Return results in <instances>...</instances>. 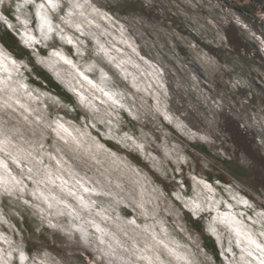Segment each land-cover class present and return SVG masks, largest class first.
Returning a JSON list of instances; mask_svg holds the SVG:
<instances>
[{
  "label": "rangeland",
  "instance_id": "1",
  "mask_svg": "<svg viewBox=\"0 0 264 264\" xmlns=\"http://www.w3.org/2000/svg\"><path fill=\"white\" fill-rule=\"evenodd\" d=\"M89 3H92V0H89ZM245 3V0H212L211 3L204 0L202 6L193 8L182 0H168L153 13L142 0H136L129 7L139 9L149 17L155 15L154 23L149 24L142 17L118 19L111 13L107 17H101L99 21L102 28L111 29L109 42L105 43L103 40L100 42L106 59L111 57L113 48H118L121 52V55L116 57L117 63L113 66V71L119 73L130 94L137 93L136 97L131 98L134 101L139 98L143 105L145 120L163 126L161 151H170L163 143L165 137L170 134L178 137L181 144L195 141L209 147L210 155L190 148L193 166H182L177 169L174 163H168L167 166L172 171L170 183L165 182L169 185L165 191L173 205L182 210V214L184 212L190 214L194 209L201 207L198 199H192L190 195L184 196L186 192L199 195L203 189L208 193L204 205L206 211L202 216L206 226L205 233L214 239L219 259L203 248L201 237L199 243L203 251L212 257L211 264H251L253 260L256 264H261V261L253 259L252 254H248L240 247L246 243L247 238L260 242L264 238V137L259 135L264 132V43H262L264 12L257 0L252 6L247 4V10L240 6ZM1 6L12 10V18L2 12ZM98 7L93 4V8ZM221 9H224L231 18L232 22L227 27L222 21L218 22L216 14ZM99 10L106 11L103 8ZM68 11L64 0H17L13 5L11 0H5L0 4V23L9 29L31 24L35 40L40 44L24 39L19 32L18 35L23 45L30 47L32 52H39V47L45 51L55 52L67 46L70 47L73 54L71 56L74 58L77 49L80 48L75 39L79 32L68 28L60 34L55 32V25ZM241 13L248 14L243 18L251 23V31L241 30L238 25L237 16ZM188 24L194 25L195 30L200 33L197 41L192 40L190 33L193 29L188 28ZM226 30H229L231 41L235 42V45L229 43ZM45 36H54L58 46L45 49L41 43ZM84 43L90 42L84 40ZM238 44L241 46H237ZM56 56L76 73L87 88L98 91L96 80L78 70L76 62L61 52ZM188 61L196 66L199 75L188 68ZM11 62V60L6 62L3 54H0V92L5 87L6 79L12 76V69L9 67ZM47 67L53 78L69 93H73L71 86L55 70L54 65ZM160 90L168 92L172 99L171 110L166 103L163 106L158 103ZM22 91L24 96L15 101V114L27 122L32 119L42 122V118L51 122L50 127L45 125L47 132L40 153L34 155L37 164L45 170L46 184L53 191L49 194L43 185L36 192L31 191L35 188L32 180L20 175L23 166L16 165L14 171L13 165H5V162L0 160V193H4L6 182L14 193L19 187L17 182L22 180L27 186V190L18 193L17 196L0 195L2 205L0 210L12 225L10 230L7 224L0 223V244H4L6 238L17 239L20 235L28 234L20 225L22 215L26 216L29 225L34 227L39 223L37 217L44 214L41 209H48L49 203H53V197L56 199H60V196L65 197L59 207H66L73 213L74 206L84 209L94 206L98 189L89 179L91 176L103 174L108 182L115 181L129 187L137 186V190L142 191L139 185L145 175L140 171L144 167L143 161L142 165H138L125 154L113 152L112 141L98 137L94 128L85 126L83 117L77 121L61 114L59 111L66 109L64 107L66 103L54 93L34 88L26 80L22 85ZM73 94L87 103V98L78 89ZM103 96L105 99L110 98L107 91ZM94 103L103 104L104 100L97 95ZM217 104L220 106L214 107ZM3 105L4 100L0 97V111L3 110ZM189 106L194 107L201 116L207 113V120L204 121L206 124L214 126L215 122L222 121L220 140L210 144L201 139L202 132L197 130L199 127L197 122H189L183 118V112ZM11 110L10 108L9 111ZM68 110L74 111L72 108ZM129 111L126 106L122 110V118L126 117L125 123L135 127L139 133L141 128L129 115ZM127 119L132 122H128ZM148 126L151 127V124ZM223 133L228 135L223 136ZM89 137L96 142L90 141ZM54 142H57L55 147ZM232 145L247 152L256 162V167L250 171L241 170L240 174H231L226 165L216 158L228 160ZM204 158H210L217 163L204 167L202 164ZM5 166L11 176L15 177V182L7 181L3 171ZM212 167L218 168L225 181L207 179L206 174L212 171ZM145 171L151 176L155 169L149 165ZM237 192L240 193V198L236 196ZM19 195L28 203L23 204V201H19L17 198ZM17 203L22 207L18 208ZM33 203L36 205L34 208ZM229 206L249 212L251 220L248 222L252 226L243 227L238 216L225 213L223 210ZM9 210L15 214L8 216ZM245 216L246 214H244L246 221ZM122 219H126L133 228L144 230L148 237L147 247L155 245L163 248L172 264H189V257L185 251L186 247H192L189 236L182 233L171 234L166 224L159 228L147 223L142 224L131 209ZM104 220L110 221L111 217L105 214ZM94 230L98 235L106 231L103 223L99 222L96 223ZM125 241L134 249L140 248V245L127 234H124L122 239L115 236L112 237L113 255L119 251L118 246L123 245ZM53 248L58 250L59 246L53 244ZM144 255L142 264H151V257L146 253ZM54 257L55 252L51 257H38L37 264H52ZM79 258L83 264H88L92 254L84 251L79 254Z\"/></svg>",
  "mask_w": 264,
  "mask_h": 264
},
{
  "label": "clouds",
  "instance_id": "2",
  "mask_svg": "<svg viewBox=\"0 0 264 264\" xmlns=\"http://www.w3.org/2000/svg\"><path fill=\"white\" fill-rule=\"evenodd\" d=\"M4 2L5 0H0V4ZM135 2L136 0H92V3H89V0H64L69 11L60 17V22L55 25V32L56 34L63 33L65 28L76 29L79 32V35L75 37L77 43L80 44V48L76 52V66L78 70L91 75L96 80L98 91L87 88L76 73L57 58L55 52L45 50L32 52L18 42L10 41L0 35V54H3L6 62L12 61L9 64L12 76L10 79H6L5 87L0 92V97L4 100L3 110L0 111V160H3L5 165H13L14 171L16 165H22L20 175L30 178L35 186L31 191L36 192L41 185L49 194L53 191L46 184L45 170L37 164L34 155V153L37 155L40 153L47 132L45 125L50 127L51 122L46 118H42V122H37L35 119L30 122L20 119L15 114V101L24 96L22 85L26 78L31 81L33 74L44 79L51 78L52 74L48 71V65H54L55 70L71 86L73 93L78 89L87 98V103H84L73 93H68L70 103L65 104L64 107L66 109L75 108V111L70 112L69 115L77 121L83 117L85 126L94 128L98 137L110 139L113 152L123 153L130 160L135 158L137 161H143L144 167L140 171L145 173L144 179L139 185L142 191H138L137 186L129 187L115 181L108 182L103 174L89 177L97 186V199L94 206L88 209L74 206V213L69 212L66 207H59L65 197L60 196V199L53 197V203L48 205V209L51 211L41 209L44 214L37 217L39 223L33 227L30 233L20 235L17 239L6 238L4 244H0V264H37L38 257H51L53 252L58 259L54 257L52 264H83L79 254L84 251L92 254V259L88 261V264H142L145 253L151 257V264H172V260L163 248L155 245L151 248L147 247L148 237L144 230H137L126 219H122L128 215L129 209L142 224L147 223L157 228L166 224L171 234L180 235L182 233L189 236L192 247L185 248L189 264H211L212 257L203 251L199 243L200 237L206 230L202 213L206 211L204 205L207 202L208 193L203 189L200 190L199 195L186 192L185 195H190L192 199H198L201 207L194 209L190 214H182V210L173 205L165 191V188L169 186L165 182L170 183L172 171L168 168V163H174L177 169L182 166H193L189 146L181 144L178 137L170 134L165 137L163 142L170 151H161L163 126L154 121L145 120L143 105L139 98L135 101L131 98L136 97L137 93L130 94L119 73L113 71V66L117 63L116 57L121 55L120 49L113 48L111 57L106 59L100 46L101 40L107 43L109 42L108 37L111 36V29L105 30L99 23L101 17H107L109 13L118 19L142 17L149 24L156 21L155 15L149 17L143 11L129 7ZM142 2L155 13L157 8L167 3L168 0H142ZM182 2L193 8H198L202 6L204 0H182ZM211 2L212 0H209V3ZM245 2L252 6L255 0H245ZM93 4L99 7L93 8ZM100 8L106 9V11L101 12ZM247 15V13L239 14L237 23L241 30L251 31V23L246 22L243 18ZM216 16L218 22L222 21L225 27L232 22L224 9H221ZM188 28L193 29L190 35L193 41H197L200 33L195 30L194 25L188 24ZM84 40H88L90 43L85 44ZM41 43L44 44L45 49L58 46L54 36L43 37ZM71 55L73 54L71 53ZM124 55L130 54L124 53ZM185 59L187 61V58ZM187 65L193 73L199 75L194 64L188 61ZM105 91L109 93L110 98H104ZM97 95H100L104 100L103 104L94 103ZM157 100L162 106L166 103L171 110L173 101L168 92L160 90ZM126 106L130 109L129 115L141 128L139 133L135 127L125 123L126 117L122 118V110ZM219 106V104L214 105V107ZM10 108L11 111H9ZM183 118L189 122L196 121L199 125L197 130L202 132L201 139L210 144L221 139L219 132L222 121L215 122L214 126L206 124L204 121L207 120V113L201 116L192 106L184 110ZM149 124L151 127L148 126ZM227 135V133H223V136ZM259 135L264 137V132ZM89 140L93 143L96 142L92 137H89ZM56 143L54 142V147ZM228 160L242 171H250L256 167V162L252 157L235 145L231 146ZM215 163L217 162L210 158H204L202 161L204 167ZM149 165L155 169L151 176L145 171ZM3 171L8 182H15V177L8 172L7 166ZM17 183L19 184L17 192L14 193L6 182L5 191L0 195L17 196L18 193H24L27 190V186L22 180ZM17 198L19 201H23V204L28 203L23 200L22 195ZM17 207L20 208L22 205L17 203ZM32 207H36L35 203L32 204ZM189 207L191 206L189 205ZM243 211L248 218L250 213L245 209ZM14 214L12 210L7 212L8 216ZM105 214L111 217L110 221L104 220ZM98 222L103 223L106 230L99 235L94 230ZM0 223L7 224L10 230L12 229V225L9 220L5 219L2 210H0ZM124 234L139 244L140 248L134 249L125 241L123 245L118 246L119 251L113 255L112 237L119 236L122 239ZM53 244L59 246L58 250L53 248ZM29 245L33 247L30 249ZM258 256L261 264H264V250H261ZM251 264H256V261L253 260Z\"/></svg>",
  "mask_w": 264,
  "mask_h": 264
},
{
  "label": "trees",
  "instance_id": "3",
  "mask_svg": "<svg viewBox=\"0 0 264 264\" xmlns=\"http://www.w3.org/2000/svg\"><path fill=\"white\" fill-rule=\"evenodd\" d=\"M16 1L17 0H11V4L13 5L14 2H16ZM257 2L259 4V7L264 12V0H257ZM240 6L244 7L247 10V6H248L247 3L240 5ZM1 9H2V12L7 17L12 18V14H11L12 10L11 9H5L2 6H1ZM33 21L34 20L32 19V22ZM18 28H19V26H16L14 29H9L0 23V35L4 36L6 39H9L10 41L18 42L21 46L30 50V47L23 45V43L19 40ZM226 37L228 38L229 43L235 45V42L231 41V35L229 34V30H226ZM237 46H241V45L238 44ZM64 47L69 51L70 54L72 53V51L70 50V47H67V46H64ZM39 50L42 51L43 49H41L39 47ZM25 80L29 85L33 86L34 88L52 92L55 95H57L58 97H60L66 104L70 103V101L68 99V93L69 92L60 83H58L53 78L52 75H51L50 79H44V78H41V77L33 74L31 81H29L27 78ZM72 109H74V111H75V108H72ZM59 112L65 116H67V117H71L69 115L70 111L68 109L60 110ZM127 120L130 123L132 122L130 119H127ZM109 144L111 145V143H109ZM185 144H187L189 146V148H191V149H193L199 153L210 155L209 147L204 143L185 142ZM131 160L133 162L137 163L138 165L143 164L141 161H137L135 158H133ZM216 160L224 163L226 165V167L229 169L231 174H240L241 170L238 169L237 167H235L232 163H229V160H224V159L220 160L218 158H216ZM206 177L209 181H214V180L225 181V178L219 173L218 168H213L212 171H210L206 174ZM184 213H186V212H184ZM22 219L23 220L20 223V225L24 229L25 233H30L32 231L33 227L29 225L26 216L22 215ZM201 239H202L203 248H205L216 259H219L218 249H217V246H216L214 239L210 235L206 234L205 232H204L203 236H201ZM29 247H30V249L32 248L31 246H29Z\"/></svg>",
  "mask_w": 264,
  "mask_h": 264
},
{
  "label": "bare ground",
  "instance_id": "4",
  "mask_svg": "<svg viewBox=\"0 0 264 264\" xmlns=\"http://www.w3.org/2000/svg\"><path fill=\"white\" fill-rule=\"evenodd\" d=\"M46 6V5H45ZM47 7V6H46ZM45 7V8H46ZM48 8V7H47ZM244 220V219H243ZM241 221V223H242V226L244 227V226H246V225H251V223L250 222H248V221H242V220H240ZM252 226V225H251ZM242 227V228H243ZM236 228H240V229H242L241 227H236ZM247 230V229H246ZM246 241V240H245ZM257 242H260L259 240L257 241Z\"/></svg>",
  "mask_w": 264,
  "mask_h": 264
}]
</instances>
